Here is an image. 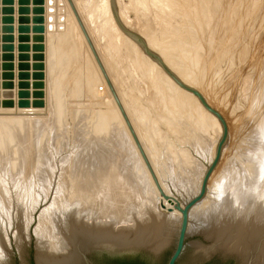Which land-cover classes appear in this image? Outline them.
I'll list each match as a JSON object with an SVG mask.
<instances>
[{
  "label": "rangeland",
  "instance_id": "1",
  "mask_svg": "<svg viewBox=\"0 0 264 264\" xmlns=\"http://www.w3.org/2000/svg\"><path fill=\"white\" fill-rule=\"evenodd\" d=\"M49 1L43 0L44 3L42 6L33 4V0H0V246H2L0 248L4 250L2 251L0 249V252H3L5 255L0 258V264H36L37 238H35L36 236L34 231L38 226L39 217L41 215L40 213L43 212V210L45 211V208L50 207L52 204L54 205L55 202H59V200H56L61 195H64V198L60 197L63 200L62 201L60 199V202H68L67 199H64L75 193L77 188L80 187H77V185H71L68 182L74 184L78 181L80 185H82V182H88L89 179L91 180L89 182L97 181V177H100L101 175L106 177V174L102 173L104 169H109V171H111L110 173L113 175L114 172H117V175L121 173V176H118L124 179V176H129L130 173L132 174V172H134V169H138L139 167L140 168L138 169V172H140L143 176H141L139 173L138 176L141 178L138 177V173L135 170L136 173H134L137 177L134 179L139 178L136 180L137 182L140 181V183L142 182L141 179L145 180L146 182L150 180L153 181L143 160V167H136V164L140 162L138 159L136 160V157L137 155L139 157L141 156L139 152L132 153L137 149L136 146L134 148L132 147L133 150L130 147L129 149L132 150L130 152L128 147L129 144L131 146L132 144H128V140V142H124L127 138L125 137L126 134L123 132L125 134L124 139V137H122L123 135L121 134L123 128L121 124L118 123L120 121H118L119 119L116 118L115 112L112 110L113 107L111 108L112 105L110 103L108 104L107 102L108 100L105 96L106 91H103V86H99V82H94L95 77L97 78V76H95L96 74L94 72L93 73L95 75H93L92 71H90L88 68L90 67V64L88 65L89 62L86 60L87 55L85 50L80 48L82 46H80L79 40L70 34L73 38L69 36V39H71L69 42L67 41L66 38L68 37V34L66 35L67 32L65 31L63 25L65 20L63 15L58 14V12L61 13L59 11L60 0H51V2ZM82 1V12L88 24L90 25V28H92V30L94 29L93 31L95 33L96 40L99 41L102 52L107 53V49H113V46H111L109 42L105 41L107 34L106 32L108 31V26L104 24V20H102L105 18V9H102V3L94 4L92 0ZM55 2L58 3L56 4ZM118 4L117 5L119 6L122 15L127 20L132 21L136 28H143L144 26L145 30H148V33H150V39L154 40V42H157V44H162V46L166 47L165 49H169V52L171 51L173 55L176 54L175 61L179 60L178 63H181L179 68L181 70L183 69V72L186 73H188L190 70L188 73L189 75H186L185 73L184 74L189 76V79L192 78V81L194 80L193 78L195 76L194 83L196 82L201 91L205 90L206 95L210 100L213 101L215 106L224 111L225 116L228 117L226 118L228 119L229 124H232V130H234L233 139L230 143L232 146L230 145V148L228 147V158L230 157L228 161L232 162L229 165L231 168H228V170H231L232 172L227 171L230 174H233L231 176L229 174L228 176L230 177L227 176L226 179H232L237 174H240L244 170L243 167H248V162L251 163L257 154L254 151L256 150L255 148H257L255 147V145H257V138L254 137L253 132H250L251 130L249 129V123L255 117H257L254 120L258 119L257 121H262L263 123L260 124L264 126V121L259 120L263 119L261 114L264 115V0H120ZM38 7L43 8V24L35 22L37 17L40 15L35 12ZM60 18L62 20H60ZM40 26H44L42 31L39 30L41 28ZM71 40H74L73 43ZM68 43L69 46L67 45ZM119 43L120 44L118 45V48H114V51H112L113 55L110 57V59L113 63H115V69L117 70L118 68L119 70H115V75L120 78V90L122 92H126V103L132 112H135V115L137 114L136 111L138 112L136 115L137 117L135 116L136 119L138 118L137 120L140 121L138 122L141 124L142 121H146V125L144 127L142 126L143 128L139 124L138 125L140 126L141 130L145 128L142 131L143 135L146 137L144 142L147 144V146L150 144L149 146L154 151L153 154L155 155L152 156V159L154 158V164L159 167L158 172L160 173L161 180H163L162 182H165L166 184L168 183V188H170V191L174 195L176 194V197L181 196L182 201H185V198L195 191L192 190L194 189L192 185V188L189 186L190 183H193V179L191 180V172L189 173L190 177L189 175L187 176L189 170L191 167L192 169L194 168L193 170H195L197 163L199 168L207 164V159L204 158V156L202 157V155H200L197 151L199 150L198 146L201 145V143H199L200 140L198 139L200 138L201 140H204L205 138L206 143L212 142L216 138L215 136L218 134V127L213 124V122L209 120L208 117L203 115L201 111V113H198L199 109L187 96L185 97L180 95V97H175L179 94L171 92V89H168L169 93L166 92L165 94L163 89L157 91V89L153 87V84H150V81L145 77H141V79V68L139 69L141 65L137 64V67L135 65V63L139 62V57L136 56L135 53L128 52V49L122 45V41ZM72 45H74L73 48L75 47L76 51L72 48ZM171 48L173 51L170 50ZM117 49L119 51H117ZM132 54L134 57H137L135 60L134 57L131 56ZM134 61L136 62L134 63ZM178 63L176 62L177 66ZM129 68L131 70H129ZM116 73H118V75ZM91 75L95 76L93 77L94 80L92 79ZM249 78L251 80H249ZM20 83L22 85L21 88H19ZM19 91H23L25 93L24 100L29 103V106L25 108L17 107V103L19 101L17 94ZM152 91L156 92V94H153ZM158 93H160L159 95L162 96L160 97ZM172 93L175 95L173 97L176 102L173 100ZM102 95L106 98H103ZM182 98L187 99L185 101ZM103 100L107 101L104 102ZM30 101L32 102V105H30ZM161 101L163 102L161 103ZM186 102H188V105L189 102L192 104L194 103V106L190 103L191 106L188 108ZM33 103L36 104V106H33ZM215 103H218L219 105ZM227 108H231V110ZM252 112H254V115ZM233 114L238 121H236L234 116H231ZM251 114L252 116H250ZM193 115L195 116L194 119L192 118L194 117ZM237 115H239V117H237ZM248 117H253V119ZM191 118L194 122L191 120ZM231 119H233V121ZM207 120L211 122H207ZM190 121L192 124H190ZM199 121H202V124ZM11 122L15 125L17 124V126L12 125ZM174 122L176 126L174 125ZM193 123L195 125H193ZM109 124L110 126H108ZM141 125H143V123ZM174 127L181 131H177ZM202 127H206V132H202V130H204ZM213 127H215V129ZM173 128L176 130V132ZM216 129L217 134H215ZM120 130L121 133H119ZM182 132H184V134H182ZM110 134L113 136L111 137ZM201 136H204L203 139ZM118 137H120V140ZM177 137L179 138L177 139ZM196 137L199 138L197 139ZM193 138H196L198 142L197 140L194 142L195 140ZM115 140H117L119 143ZM191 141H193L194 144L191 143ZM127 144L128 147L126 146ZM194 145L195 147H193ZM126 150L132 153V157H134V155L136 156L133 158V160L130 159L133 162L131 161L129 166L128 164L130 163V160L128 161L125 159L132 157L129 155V152L126 153ZM182 150H186V152L189 153L188 158H190V161H192V163L189 161L192 164L191 167L186 162L188 160L184 159L185 157L181 158V156L183 157ZM168 151L170 153H168ZM111 152L113 158L119 157L121 159L118 160V158L117 161L125 162H121V165L123 164L122 167L118 165L119 162L117 161L116 162L118 164L116 165V162L113 159L112 164L116 165V169H113L115 167L111 164L112 160L110 162L105 158V156H103L105 154L106 157L112 158L109 157L111 156ZM149 152L152 151L150 150ZM261 152L263 153L264 151L261 150ZM156 153L158 154L156 155ZM99 155L103 156L101 158H104V160L107 162L105 165V162H102V159L100 160ZM125 155H128V157ZM184 156H186L185 153ZM97 158H99L102 163ZM204 159H206L205 162ZM89 160H91V162ZM135 160L138 162L136 163ZM149 160L152 164L150 158ZM95 161H99V165L98 162L95 163L98 165L96 166L97 168L92 165V163ZM126 161H128V163ZM183 162H185L189 168ZM194 162L196 164H194L195 166H193ZM134 163L135 165H132ZM82 164H86L85 166H87L85 169V174L83 173L84 165ZM90 164L91 166H88ZM125 164L127 165V168H124L126 167ZM239 164L242 167V171L240 170L241 168H238ZM181 165L184 168L181 167ZM99 166L102 168V171H99L101 170ZM175 166L177 167V170L179 167H181L182 171L179 168L180 171L178 170V172H176L177 170ZM117 167H119V169ZM78 168L82 169V173H78ZM69 169H71L72 173L69 172ZM96 169L98 170V173H95L97 172L95 171ZM183 169H187L188 171L185 170L184 173ZM86 170L89 172L87 173ZM142 170L144 171L143 174ZM92 172L97 175L96 180ZM62 173L65 175H62ZM75 173L78 175L83 174V177L81 175L79 177ZM178 173L180 175H177ZM116 174L114 175V178L118 177ZM184 175L186 180L189 177L192 182L189 181V179L187 182L186 180L184 182ZM91 177L94 180H92ZM61 178H65V180H68L69 178L66 183L70 185L66 184L65 180H62ZM70 178H72V181ZM76 178H78L81 182ZM127 178L126 180L130 179ZM179 178L180 180H178ZM237 178L239 179V176H237ZM132 179L133 178L131 177L130 185L134 181L133 188L135 189L134 186H137L138 183H136V180ZM172 180L176 181L174 182L176 187H174L175 185L173 184ZM145 181L141 183L140 188L139 185L136 187L137 191H141V188L142 190L145 189V187L147 188L148 184L145 185ZM181 181L183 182L182 184L184 186L186 185L187 187L185 186L184 188V186L180 184ZM67 185L68 187H66ZM43 186L45 187L43 188ZM74 186L76 189L73 188ZM179 187L180 189H178ZM64 189L68 190L66 191ZM69 189L71 190V193ZM73 190L76 191L74 192ZM178 190L180 193L177 192ZM182 190H185V192L187 190V192L189 191L191 193L188 194L187 192H182ZM44 191L47 193L44 194ZM184 195L185 198H183ZM55 205L58 204L56 203ZM26 213H28V215ZM26 217L31 218L29 220V218ZM26 221L32 222L26 223ZM26 224L27 226L28 224L31 225L27 227ZM130 224L132 225V223ZM19 232L22 235H19ZM176 233H174L171 241L165 246L164 250L156 258L144 253L139 254V257L145 260L148 264H166L174 249ZM196 234L192 233V235L190 234L191 236L189 235L187 237V246L177 264H206L213 260H216L221 264H234L232 260H225L221 257L223 253H225L223 250H211L214 243L212 238L208 237L207 240V237H204L206 235L205 233ZM20 236H23L24 238ZM3 243L5 244L3 245ZM207 246L210 247L207 248ZM196 247H199L200 250H197ZM204 249L205 251H203ZM206 251L208 253H205ZM107 257L114 258L115 256L105 253V255H94L93 259H95L98 264H105L102 261V258L108 259Z\"/></svg>",
  "mask_w": 264,
  "mask_h": 264
},
{
  "label": "bare ground",
  "instance_id": "2",
  "mask_svg": "<svg viewBox=\"0 0 264 264\" xmlns=\"http://www.w3.org/2000/svg\"><path fill=\"white\" fill-rule=\"evenodd\" d=\"M49 1V0H48ZM54 1V0H52ZM57 1V0H56ZM73 1V4L83 22V25L85 26V29L87 30L92 42H93V45L95 46V49L97 51V53L99 54V57L105 67V70L107 71V74L109 75V78L115 88V91L121 101V104L123 105V108L131 122V125L134 129V126H135V133L139 139V142L141 143V146L145 152V155L147 156V159L150 163V160L149 158L151 159V162L153 164V167H152V164H151V167H152V170L161 186V188L163 189L164 193L166 195H168L169 197L173 196V197H176L171 191H170V188L168 183L165 184L162 182L163 180H161V176H160V173L158 172V166L156 164H154V158L152 159V156L155 155L153 154L154 151L152 150V148L144 142V140L146 139V137L143 135V130L145 129H140V126L144 127L146 125V121H142L141 124L143 123V125H141L139 122V120L136 119V115L138 114V112L136 111V115H135V112H132V110L130 109V107L127 105L126 103V92H122L120 90V85H121V81H120V78L118 76L115 75V63H113L110 59V57L113 55L112 51H114V48H118V45L120 44L119 42L122 41V45H124V47H126V49H128V52L130 53H135L136 56H138L139 58V62L135 63L137 61H134L136 67H137V64L138 65H141L139 67L140 69V73L142 76H140V78L142 77H145L147 80L150 81V84L152 83L153 84V87L155 89L158 90H161L163 89L164 90V93L166 94L169 93V90L171 89V92H175L176 94H179V95H173L172 93V97L175 96V97H180V95H183V96H187L188 98H190L192 100V102L195 103V106H197V108L199 109V112L198 113H201L203 115H205L206 117H208L209 120H211L213 122V124H215L218 129L215 130V134L216 131L218 132V134L215 136L216 138L212 141V142H207L206 143V140L204 142V140H201L199 137L198 140L199 143H201L200 146H198L199 150H197L199 152L200 155H202V157L204 156V158L207 159V164L204 165V166H201V168H199L198 166V163L197 165L195 164V161L193 163V166L196 165V168L195 170L192 169V161H190V158H188V154L186 152V150H182V154H183V157L181 156V158H184L185 160H188L186 161L188 163V165L191 167V169L189 170L187 176L189 175V173L191 172L192 176H191V180L193 179V183L189 184V186H193L194 189L192 190H195L193 191L192 194H189L191 192H186L189 194L186 198H185V195L183 198H185V200L194 195L197 191H198V188H199V185H200V181H201V177L205 171V168L206 166L208 165V163L211 161V159L213 158V155H214V151H215V145L220 137V134H221V128H220V125L218 123V121L212 116L210 115L209 113H207L203 108L202 106L199 104V102L197 101V99L195 97H193L192 95H190L189 93H186L185 91L179 89L170 79L169 77H167V75L151 60L149 59L147 56H145L143 54V52L139 49V47L134 43L132 42L130 39H128L125 35H123L121 33V31H119V29L117 28L114 20H113V17L111 15V11H110V8H109V0H92V2L94 4H97V3H102L103 5V8L102 9H105V18L102 19L104 20V24H106L108 26V31L106 32V40L107 42H109V44L111 46H113V49H107V53H103L102 50H101V47H100V43L99 41L96 40V37H95V33H94V29L92 30V28H90V25L88 24L83 12H82V4L83 1L82 0H72ZM91 1V0H90ZM120 0H116V5L118 4ZM160 1V0H159ZM51 2V0L49 1ZM195 2V1H194ZM44 3V2H43ZM56 3V2H55ZM58 3V2H57ZM56 3V4H57ZM93 3H92V6H93ZM55 4V5H56ZM60 9L59 11L61 13L58 12L59 15H63L64 17V29L66 33V35L68 34V37L66 38L67 41L69 42L71 38H73L71 35L75 36L79 42H80V48H83L85 50V53L87 55V61L89 62L88 65L90 67H88L90 69V71H92L93 75L97 76V78L93 75L92 76V79L93 77H95V81L94 82H99V86H103V91L105 90V96L107 97V101L108 104L110 103L112 106L111 108L113 107V111L115 112V116L116 118H118L120 122H118L119 124H121L122 128H123V131L121 133V130L119 133H121L124 137V135L126 134L125 137H127L125 139L124 142H128L132 144V146L129 144V147H128V144L126 145L128 147V149L131 147L134 148L135 147V144L133 142V139L131 137V135L129 134L127 128H126V125L124 123V120L117 108V106H115V102L113 100V98H111V94L109 93V90L107 89V86L101 76V73L95 63V60L93 58V56L91 55V52L83 38V35L81 33V30L71 12V9L67 3V0H60ZM159 4V3H158ZM50 5V4H49ZM119 5V4H118ZM117 5V6H118ZM193 5V4H192ZM198 5V4H197ZM52 6V5H50ZM49 6V7H50ZM97 6V5H96ZM120 6V5H119ZM119 6L117 7V12H118V15H119V18L121 19V21L123 22V24L128 27L129 29L135 31L136 33H138L139 35H141L145 41L147 42L149 48L154 51L155 53L159 54L161 56V58L163 59V61L165 62V64L187 85L197 89L198 91H200L202 93V95L205 97V99L207 100V102L213 107L215 108L216 110H218L222 115L223 117L226 119L227 123H228V127H229V139L227 141V144L225 145L224 149H223V153H222V156H221V160L217 166V168L215 169V171L213 172V174L211 175L210 179H209V182H208V191H207V194L205 196V198L199 203L197 204L190 212V220H189V225H188V233L187 235L189 236L190 234L192 235L193 234H196V233H205L206 235L204 237H207L206 239L208 240V237L209 238H212L214 243H213V246L211 248V250H223L225 253L227 252H236L237 254H239L240 256V259H241V262L242 264H264V152L262 153V151H264V126H262V124L260 123H263L262 121H257V120H254L256 119L257 117H255L253 119V117H248V118H252L253 120L250 122L249 120V129L251 130L250 132H253L254 134V137L257 138V145H255V148L256 150H254L256 153V157L254 160H252L251 163L248 162V167L247 166H244V170L242 171V167L240 166L239 164V167L238 168H241L240 171L241 173L240 174H237L236 176H234V178H230V179H226V177L230 174L229 172L231 170H228V168L230 169L231 166L230 163L232 162H229V158H228V147L230 148V143L232 142V139H233V131L232 130V124L230 123L229 124V121H228V117L225 116L224 114V111L220 110L217 106H215L213 104V101L210 100L208 98V96L206 95L205 93V90L201 91V89L199 88V86L196 84V82L194 83L195 81V76H194V80L192 81L190 78L189 79V76H186V75H189L188 73L186 72H183V69L181 70L179 67L181 66L178 62L179 60L175 61V55H173V53L169 52V49H165L166 47H163L162 44H157V42H154V40L150 39L149 37V34L148 33L149 31L148 30H145L144 26L143 28H136V26L134 25V23L132 21H129L127 20L123 15L122 13L120 12V8ZM57 8V7H56ZM54 9V8H53ZM157 9V8H156ZM58 10V9H56ZM90 10V9H89ZM95 10V9H94ZM93 10V12H94ZM100 10V9H99ZM97 12V11H96ZM54 13V12H53ZM56 13V11H55ZM54 13V14H55ZM187 13V12H186ZM93 14V13H92ZM161 14V12H160ZM168 14V13H167ZM192 14V13H191ZM165 15V14H164ZM98 17V16H97ZM138 19V18H137ZM192 19V18H191ZM194 19V18H193ZM60 20H62L60 18ZM190 21V20H188ZM56 22H57V17H56ZM149 22V21H148ZM149 25V24H148ZM104 26V25H103ZM60 27V26H59ZM105 27V26H104ZM102 28V27H101ZM63 29V28H62ZM147 29V28H146ZM101 31V30H100ZM179 33V32H178ZM71 34V35H70ZM69 36H71V38L69 39ZM102 36V35H101ZM154 36V35H153ZM152 36V38H153ZM100 37V36H99ZM155 38V37H154ZM181 38V37H180ZM100 39V38H99ZM179 39V38H178ZM182 40V39H181ZM72 41V40H71ZM74 41V40H73ZM72 41V43H73ZM158 41V40H157ZM65 42V41H64ZM177 42V41H176ZM57 43V42H56ZM76 43V42H75ZM106 43V42H105ZM173 43V42H172ZM178 43V42H177ZM181 43V42H180ZM59 44V43H58ZM174 44V43H173ZM69 46V43L67 44ZM164 45V44H163ZM74 45H72V48H73ZM110 46V47H111ZM61 48V46H60ZM69 48V47H68ZM70 48H71V45H70ZM75 50V47L73 48ZM79 49V48H78ZM82 49V50H83ZM125 49V48H124ZM83 50V51H84ZM172 50V48L170 49ZM76 51V50H75ZM74 51V52H75ZM78 51V50H77ZM106 51V50H105ZM117 51H119L117 49ZM127 51V50H126ZM173 51V50H172ZM61 52V51H60ZM73 52V51H72ZM184 52V51H183ZM189 52V51H188ZM193 52V51H192ZM62 53V52H61ZM118 53V52H117ZM176 53V52H175ZM187 53V52H186ZM71 54V52H70ZM116 54V52H115ZM128 54V53H127ZM130 55V54H129ZM181 55V54H180ZM179 55V56H180ZM183 55V54H182ZM74 56V55H73ZM133 56V54L131 55ZM190 56V55H189ZM71 57V56H70ZM134 57V56H133ZM72 58V57H71ZM119 58V57H118ZM131 58V57H130ZM135 58L137 57H134V60ZM181 58V56H180ZM65 59V58H64ZM69 59V58H68ZM110 59V61H109ZM113 59V58H112ZM187 59V58H186ZM190 59V58H189ZM132 60V59H130ZM195 60V59H194ZM197 60V59H196ZM65 61V60H64ZM114 61V59H113ZM182 61V60H181ZM187 61V60H186ZM110 62V63H109ZM116 62V61H115ZM176 62L178 63V66L176 64ZM65 63V62H64ZM87 63V62H86ZM210 63V62H209ZM185 64V63H184ZM193 64V63H192ZM87 65V66H88ZM115 65V66H114ZM185 66V65H183ZM204 66V65H203ZM261 66V65H260ZM128 67V66H127ZM187 67V66H186ZM192 67V66H191ZM190 67V68H191ZM117 68V67H116ZM261 68V67H260ZM192 69V68H191ZM207 69V68H206ZM262 69V68H261ZM129 70H131L129 68ZM135 70V69H134ZM209 70V69H208ZM255 70V69H254ZM258 70V69H257ZM116 71H119L118 68ZM246 71V70H245ZM139 72V71H137ZM261 72V71H260ZM81 73V72H80ZM84 73V72H83ZM91 73V74H92ZM119 73V72H118ZM118 73H116L118 75ZM186 75H185V74ZM194 73H197V72H194ZM139 74V73H138ZM253 74V73H252ZM131 75V74H130ZM140 75V74H139ZM245 75V74H244ZM247 75V73H246ZM254 75V74H253ZM132 76V75H131ZM197 76V75H196ZM89 77V75H88ZM188 77V78H187ZM247 77V76H246ZM245 77V78H246ZM252 77V76H251ZM141 78V79H142ZM214 78V76H213ZM248 78V77H247ZM246 78V79H247ZM197 79V78H196ZM200 79V78H199ZM216 79V78H215ZM90 80H91V77H90ZM94 80V79H93ZM99 80V81H97ZM123 80V79H122ZM144 80V79H143ZM249 80H251L249 78ZM253 80V79H252ZM92 82V81H91ZM119 82H120V85H119ZM124 82V81H123ZM199 82V80H198ZM253 82V81H252ZM255 82V81H254ZM208 83V82H207ZM212 83V82H211ZM96 84V83H95ZM103 84V85H102ZM124 84V83H123ZM204 84V83H203ZM214 84V82H213ZM89 85V84H88ZM97 85V84H96ZM95 85V86H96ZM200 85V84H199ZM216 85H217V82H216ZM92 86V85H91ZM201 86V85H200ZM209 86V85H208ZM90 87V86H88ZM128 87V86H127ZM91 88V87H90ZM93 88V87H92ZM209 88V87H208ZM154 89V90H155ZM169 89V90H168ZM131 90V89H130ZM149 90V89H148ZM153 90V89H151ZM132 91V90H131ZM149 92V91H148ZM153 94L156 92L152 91ZM170 92V93H171ZM96 93V92H95ZM174 93V94H175ZM208 93V92H207ZM211 93V92H210ZM129 94V93H128ZM132 94V92H131ZM151 94V93H150ZM160 93H158L159 95ZM163 94V93H162ZM168 95V94H167ZM212 95V94H211ZM215 95V94H214ZM217 95V94H216ZM259 95V94H258ZM97 96V95H95ZM103 96V95H102ZM160 96V95H159ZM158 96V97H159ZM162 96V95H161ZM160 96V97H161ZM171 96V95H170ZM213 96V95H212ZM219 96V95H218ZM261 96V95H260ZM103 96V98H106ZM159 97V98H160ZM149 98V97H148ZM215 98V96H214ZM93 99V98H92ZM133 99V98H132ZM151 99V98H150ZM163 99V98H162ZM171 99V98H170ZM179 99V98H177ZM176 99V100H177ZM184 99V98H182ZM187 98H185L184 100L186 101ZM217 99V98H216ZM97 100V99H96ZM168 100V99H167ZM165 100V101H167ZM173 100H174V97H173ZM181 100V99H180ZM179 100V101H180ZM79 101V100H78ZM104 101V100H103ZM104 101V102H105ZM164 101V100H163ZM161 101V103L163 102ZM175 101V100H174ZM190 101V100H189ZM217 101V100H216ZM220 101V100H219ZM34 102V101H33ZM176 102V101H175ZM184 102V101H182ZM181 102V103H182ZM167 103V102H166ZM180 103V102H179ZM187 105H188V102H186ZM189 102V105H188V108L189 106L193 105ZM60 104V102H59ZM58 104V105H59ZM107 104V103H106ZM133 104V103H132ZM165 104V103H163ZM162 104V105H163ZM177 104H178V101H177ZM217 105H219L218 103H215ZM30 105H32V102L30 101ZM104 105V104H103ZM135 105V104H134ZM169 105V103H168ZM167 105V106H168ZM174 105V103H173ZM186 105V104H185ZM232 105V104H231ZM236 105V104H235ZM29 106V105H28ZM33 106H36V104L33 103ZM61 106V105H60ZM161 106V105H159ZM164 106V105H163ZM166 106V105H165ZM171 106V105H170ZM180 106V105H179ZM183 106V105H182ZM194 106V105H193ZM192 106V107H193ZM108 107V106H107ZM110 107V105H109ZM132 107V106H131ZM162 107V106H161ZM159 107V108H161ZM181 107V106H180ZM229 107V106H228ZM179 108V107H177ZM182 108V107H181ZM186 108V107H185ZM194 108V107H193ZM193 108H192V111H193ZM262 108V107H260ZM163 109V108H162ZM187 109V108H186ZM191 109V108H190ZM229 109V108H227ZM81 110V109H80ZM197 110V109H196ZM231 110V108L229 109ZM89 111V110H88ZM92 111V110H91ZM135 111V110H134ZM175 111V110H174ZM191 111V110H190ZM201 111V112H200ZM226 111V109H225ZM170 112V110H169ZM197 112V111H195ZM229 112V111H228ZM237 112V111H236ZM239 112V111H238ZM157 113V112H156ZM163 113V112H162ZM165 113V112H164ZM167 113V112H166ZM175 113V112H174ZM178 113V112H177ZM188 113V111H187ZM191 113V112H190ZM194 113V112H193ZM232 113V111H231ZM235 113V112H234ZM113 114V113H112ZM141 114V113H139ZM169 114V113H167ZM192 114V113H191ZM230 114V113H229ZM237 114V113H236ZM252 114L254 115V112H252ZM252 114L250 116H252ZM161 115V114H160ZM172 115V114H171ZM189 115V114H188ZM200 115V114H199ZM198 115V116H199ZM227 115V114H226ZM86 116V115H85ZM100 116V115H99ZM112 116V115H110ZM136 116V117H135ZM158 116V115H157ZM164 116V114H163ZM166 116V115H165ZM191 116V115H190ZM194 116V115H193ZM204 116V117H205ZM231 116H234L231 115ZM258 116V115H257ZM262 118L263 119H259V120H263L264 121V115L261 114ZM260 116V118H261ZM98 117V116H97ZM161 117V116H160ZM167 117V116H166ZM173 117V116H172ZM189 117V116H188ZM227 117V118H226ZM237 117H239V115H237ZM171 118V117H169ZM168 118V119H169ZM193 119L195 118L192 117ZM191 118V120H192ZM197 118V117H196ZM235 118V116H234ZM242 118V117H241ZM101 119V118H100ZM99 119V120H100ZM114 119V118H113ZM141 119V118H140ZM159 119V118H158ZM173 119V118H171ZM170 119V121H171ZM176 119V118H175ZM179 119V118H178ZM182 119V118H181ZM180 119V120H181ZM189 119V118H188ZM200 119V118H199ZM206 119V118H204ZM236 119V118H235ZM240 119V118H239ZM90 120V119H89ZM111 120V119H109ZM117 120V119H116ZM207 120V122L209 121ZM230 120V119H229ZM233 121V119H231ZM9 121V120H7ZM13 121V120H12ZM18 121V120H17ZM27 121V120H26ZM38 121V120H37ZM85 121V120H84ZM139 121V122H138ZM178 121V120H177ZM176 121V122H177ZM185 121V120H184ZM193 121V120H192ZM209 121V122H211ZM236 121H238L236 119ZM242 121V120H240ZM15 122V121H14ZM29 122V121H28ZM41 122V121H40ZM115 122V121H113ZM194 122V121H193ZM198 122V121H197ZM200 122V121H199ZM206 122V121H205ZM231 122V121H230ZM10 123V122H9ZM12 123V122H11ZM27 123V122H26ZM89 123V122H88ZM92 123V122H91ZM90 123V124H91ZM98 123V121H97ZM186 123V122H185ZM202 124V121L200 122ZM237 123V122H236ZM25 124V123H24ZM111 124V123H110ZM110 124L108 126H110ZM140 126H139V125ZM162 124V123H161ZM177 124V123H176ZM190 124L191 121H190ZM188 124V125H190ZM200 124V125H201ZM207 124V123H206ZM205 124V125H206ZM12 125H15L14 123H12ZM79 125V124H78ZM174 125H175V122H174ZM193 125H195L193 123ZM203 125V126H205ZM212 125V124H211ZM241 125V124H240ZM17 126V124L15 125ZM84 126V125H83ZM112 126V125H111ZM114 126V125H113ZM176 126V125H175ZM180 126V124H179ZM178 126V127H179ZM191 126V125H190ZM207 126V125H206ZM13 127V126H11ZM78 127V126H77ZM98 127V126H97ZM142 127V128H143ZM193 127V126H192ZM248 127V126H247ZM76 128V126H75ZM108 128V127H107ZM121 128V127H120ZM119 128V129H120ZM150 128V127H149ZM175 128V127H174ZM173 128V129H174ZM203 128V127H202ZM205 128L204 127L202 130V132H206L205 131ZM215 129V127H213ZM14 129V128H13ZM17 129V128H16ZM171 129V128H170ZM176 129V128H175ZM174 129V130H175ZM208 129V127H207ZM206 129V130H207ZM213 129V130H214ZM247 129V128H246ZM11 130V129H10ZM15 130V129H14ZM26 130V129H25ZM147 130V129H146ZM151 130V129H150ZM177 131H179L178 129H176ZM175 130V132H176ZM199 130H200V127H199ZM6 131V130H5ZM13 131V130H12ZM11 131V132H12ZM30 131V130H29ZM181 131V130H180ZM179 131V132H180ZM212 131V130H211ZM41 132V131H40ZM108 132V131H107ZM125 134H124V133ZM145 132V131H144ZM200 132V131H199ZM208 132V131H207ZM213 132V131H212ZM246 132V131H245ZM7 133V132H6ZM174 133V132H173ZM237 133V132H236ZM244 133V131H243ZM112 134V133H111ZM110 136L112 137L113 135ZM146 134H147V131H146ZM178 134V133H177ZM180 134V133H179ZM182 134H184V132H182ZM204 134V133H202ZM209 134V133H208ZM242 134V133H241ZM239 134V135H241ZM249 134V132H248ZM115 135V133H114ZM191 135V134H190ZM199 135V133H198ZM196 135V136H198ZM201 135V134H200ZM207 135V134H206ZM106 136V135H105ZM118 136V135H117ZM144 136V137H143ZM148 136V134H147ZM177 136V135H176ZM181 136V135H180ZM179 136V137H180ZM188 136V135H187ZM21 137V136H20ZM27 137V136H26ZM56 137V136H55ZM78 137V136H77ZM94 137V136H93ZM177 137V139L179 138ZM185 137V136H184ZM189 137V136H188ZM204 137V136H203ZM203 137L201 136V138L203 139ZM206 137V136H205ZM237 137V136H236ZM239 137V136H238ZM251 137V136H250ZM99 138V137H98ZM114 138V137H113ZM119 140H120V137H118ZM164 138V137H163ZM183 138V137H182ZM194 139L196 142L197 139ZM245 138V137H244ZM20 139V138H19ZM22 139V138H21ZM28 139V138H27ZM106 139V138H105ZM207 139V137H206ZM210 139V138H209ZM212 139V138H211ZM239 139V138H238ZM100 140V139H98ZM97 140V141H98ZM118 140V139H117ZM115 140V141H117ZM128 140V141H127ZM153 140V139H152ZM181 140V139H180ZM190 140V139H188ZM187 140V141H188ZM197 140V142H198ZM241 140V139H240ZM250 140V139H249ZM253 140V138H252ZM22 141V140H21ZM203 141V142H202ZM235 141V139H234ZM233 141V142H234ZM118 142V141H117ZM123 142V143H124ZM181 142V141H180ZM183 142V140H182ZM186 142V141H185ZM193 141H191V143L194 144ZM242 142V141H241ZM256 142V141H255ZM93 143V142H92ZM119 143V142H118ZM122 143V144H123ZM151 143V141H150ZM235 143V142H234ZM253 143V142H252ZM187 144V143H186ZM9 145V144H8ZM104 145V144H103ZM121 145V143H120ZM124 145V144H123ZM152 145V144H151ZM191 145V144H190ZM195 145L197 146V144L195 143ZM195 145L193 147H195ZM100 146V145H99ZM98 146V148H99ZM232 146V145H231ZM28 147V146H27ZM152 152H149L150 150ZM237 147V146H236ZM96 148V146H95ZM124 148V147H123ZM233 148V147H232ZM235 148V147H234ZM127 149V150H128ZM193 149V148H192ZM195 149V148H194ZM253 149V148H252ZM120 150V149H118ZM126 150V153L129 152ZM130 150V149H129ZM133 150V149H132ZM130 150V152L132 151ZM92 151V150H91ZM125 151V150H124ZM174 151V150H172ZM185 151V152H183ZM188 151V150H187ZM97 152V151H96ZM129 152V153H130ZM138 153L137 149L134 150L132 153ZM160 152V151H159ZM229 152H230V149H229ZM237 152V151H236ZM253 152V151H251ZM260 152V153H258ZM93 153V152H92ZM95 153V151H94ZM107 153V152H106ZM122 153V152H121ZM128 153V154H129ZM132 153H130L129 155L132 157L133 155H131ZM147 153V154H146ZM168 153H170L168 151ZM184 153L186 156H184ZM187 153V154H186ZM254 153V152H253ZM152 154V155H151ZM158 153H156L157 155ZM178 154V153H177ZM181 154V155H182ZM233 154V153H232ZM231 154V155H232ZM260 154V156H259ZM114 155V154H113ZM254 155V154H253ZM96 156V155H95ZM103 156H105L106 159H108L111 164L113 163V159L114 161L116 162L117 159L119 158H116L115 155L114 157L116 158H113L112 157V152H111V156L109 157H112V158H108L106 157V155L104 154ZM103 156H100V160L102 159L101 157ZM119 156V155H118ZM128 157V155H125ZM170 156V155H169ZM178 156V155H177ZM180 156V155H179ZM193 156V154H192ZM230 156V155H229ZM233 156V155H232ZM44 157V156H43ZM83 157V156H82ZM98 157V156H97ZM136 156L134 155V157L132 158H129V159H125V160H130L133 158H135ZM138 157V158H137ZM136 157V160L138 159V161L140 162H135L137 164H140V165H137L136 164V167L137 166H142V159L141 157H139L137 155ZM149 157V158H148ZM187 157V159H186ZM200 157V156H199ZM72 158V157H71ZM79 158V157H78ZM90 158V157H89ZM126 158V157H125ZM248 158V157H247ZM246 158V159H247ZM81 159V158H80ZM94 159V158H93ZM99 160V158H97ZM157 159V158H156ZM172 159V158H171ZM206 159H204V162L206 161ZM33 160V159H32ZM82 160V159H81ZM96 160V159H94ZM99 160V161H100ZM103 161L102 162H105L104 165L107 163L104 158L102 159ZM107 160V161H108ZM118 160H121L120 158ZM130 160V163L128 164V166L131 164V161ZM159 160V159H158ZM176 160V159H175ZM174 160V161H175ZM192 160V159H191ZM194 160V159H193ZM71 161V160H70ZM84 161V160H83ZM88 161V160H87ZM91 162V160H89ZM93 161V160H92ZM99 161H95L93 162L94 164L98 162V165H99ZM108 161V162H109ZM128 161H126L128 163ZM170 161V160H169ZM191 163H190V162ZM75 162V161H74ZM82 162V161H80ZM101 162V161H100ZM101 162V163H102ZM109 162V163H110ZM114 162V163H115ZM119 162V164L117 163ZM116 162V165H121V162H124V161H117ZM133 162V161H132ZM78 163V162H76ZM84 163V162H83ZM92 163L93 166H98V165H94ZM125 163V162H124ZM160 163V162H159ZM172 163V162H171ZM185 163V162H183ZM182 163V164H183ZM190 163V164H189ZM200 163V162H199ZM72 164V163H71ZM89 164V162H88ZM175 164V163H174ZM186 164V163H185ZM195 164V165H194ZM203 164V163H202ZM84 165V174H85V169L87 168V166H85L86 164H82ZM114 165V164H112ZM116 165H114L115 168L113 169H116ZM126 165V164H125ZM132 165H135L132 164ZM131 165V167H132ZM187 165V164H186ZM187 165V166H188ZM63 166V165H62ZM66 166V165H65ZM64 166V168H65ZM71 166V165H70ZM69 166V167H70ZM76 166V165H75ZM88 166H91L88 165ZM101 166V164H100ZM99 166V167H100ZM186 166V168H187ZM188 166V168H189ZM198 166V167H197ZM22 167V166H21ZM68 167V166H67ZM73 167H74V164H73ZM77 167V166H76ZM75 167V168H76ZM80 167V166H79ZM83 167L81 166V168L83 169ZM98 167V168H99ZM124 167V166H123ZM135 167V166H134ZM133 167V168H134ZM135 167V168H136ZM176 167V166H175ZM179 167V166H178ZM181 167H183L181 165ZM181 167H179L181 169ZM234 167V166H233ZM17 168V167H16ZM74 168V169H75ZM90 168V167H89ZM97 168V167H96ZM101 168V167H100ZM105 168V167H104ZM119 169V167H117ZM124 168H127V165L126 167ZM138 168V167H137ZM140 168V167H139ZM138 168V169H139ZM154 168V169H153ZM178 168V170H179ZM184 168V167H183ZM199 168V169H198ZM66 169V168H65ZM79 169V168H78ZM82 169H79L78 173H82ZM91 169V168H90ZM89 169V170H90ZM95 169V168H94ZM129 169V167H128ZM138 169H134V172L136 173L137 171V176L139 175L140 172H138L139 170ZM142 169V168H141ZM140 169V171H141ZM167 169V168H166ZM169 169V168H168ZM14 170V169H13ZM22 170V169H20ZM25 170V169H23ZM68 170V168H67ZM71 172V169H69ZM76 170V169H75ZM88 170V169H87ZM86 170V172H87ZM105 170V172H104ZM102 173H105L106 174V177L104 175H99L100 177H97V175H95V173H98V170L96 169L94 176H95V180H96V177L98 178L97 181H93V182H89L91 181L90 179H86L88 180V182H82V185H80V183L77 181V183L75 182L74 184H72L71 182H68L70 183L71 185H77L80 186L79 188H77V191L74 192L72 195H68L69 197L68 198H65L64 200L67 199V203H64V202H60V199L61 198H64L63 196L64 195H61L60 197L57 198L56 201L59 200V202H55V204L57 203L58 205H51L50 207H47L45 208L46 210L43 212H41L40 214V217H39V223H38V226L36 227L35 231H34V234H35V238H37V254H36V264H81V262L83 261V253H85L86 251L88 250H91V249H96V248H111V249H119V248H126V247H129V246H135V247H140V246H145L149 249H152V250H160L162 248H164L166 245H168V243L171 241L174 233L177 232L178 230V226H179V222H180V217H181V214L174 210L173 207H172V203H169L168 201H165L164 199H162L159 195V192L157 191L156 187H155V184L153 181H148L146 182L145 180L141 179L142 182L145 181V185H147V188L145 187V189L142 190V188L140 189L141 191H137V186L139 185V188H140V181L137 182V180L139 178H136L134 179L135 177H137L135 175L134 172H132V174L130 173L129 176H124V179L122 177H120L121 173L118 174L120 176H118L115 172H114V175L116 174L118 177L114 178L115 176L110 173L111 171H109V169H104ZM136 170V171H135ZM176 170H177V167H176ZM178 170L176 172H178ZM184 170V169H183ZM187 170V169H185ZM185 170H184V173H185ZM62 171V170H61ZM94 171V170H92ZM99 171H102V168L101 170ZM108 171V173H107ZM122 171V170H120ZM131 171V169H130ZM129 171V172H130ZM143 171V170H142ZM174 171V170H173ZM180 171V170H179ZM182 171V169H181ZM188 171V170H187ZM199 171V173H198ZM229 171V172H227ZM239 171V170H238ZM63 172V171H62ZM89 172V171H88ZM87 172V173H88ZM163 172V171H162ZM232 172V171H231ZM17 173V172H16ZM72 173V172H71ZM91 173V174H92ZM144 173V171L142 172V174ZM180 173V172H179ZM177 174V175H180V174ZM245 173V174H244ZM15 174V173H14ZM64 173H62L63 175ZM77 174V173H75ZM90 174V173H89ZM110 174V176H109ZM123 174V172H122ZM134 174V175H133ZM182 174V173H181ZM198 174V175H197ZM233 174V173H232ZM230 174V176L232 175ZM52 175V174H51ZM65 175V174H64ZM81 175V174H80ZM80 175L77 174V176L80 177ZM108 175V176H107ZM132 175V176H130ZM141 175V173H140ZM197 175V176H196ZM19 176V175H18ZM17 176V177H18ZM72 176V175H71ZM75 176V177H77ZM83 177V174L81 175ZM87 176V174H86ZM85 176V178H86ZM93 176V175H92ZM93 176V178H94ZM123 176V175H122ZM134 176V177H133ZM143 176V175H141ZM228 176V177H230ZM237 176H239V179L237 178ZM20 177V176H19ZM64 177V176H63ZM78 177V178H79ZM88 177V176H87ZM90 177V175H89ZM112 177V178H110ZM129 179V180H126V178ZM131 177L136 180V183H138L137 186H134L135 189L133 188V183L134 181L132 182V184L130 185V180H131ZM140 177V176H138ZM163 177V176H162ZM190 177V175H189ZM188 177V179H189ZM197 177V178H196ZM66 178V177H65ZM65 178H61L62 180ZM76 178V179H78ZM84 178V179H85ZM92 177L91 179L94 180ZM100 178V179H99ZM141 178V177H140ZM143 178V177H142ZM183 178V177H182ZM181 178V179H182ZM184 182L186 180V177L184 175ZM199 178V179H198ZM48 179V178H47ZM67 179V178H66ZM71 181H72V178H70ZM75 179V180H76ZM80 179V178H79ZM78 179V180H79ZM132 179V180H133ZM145 179V178H144ZM175 179V178H174ZM188 179L186 180V182L188 181ZM237 179V180H236ZM69 180V178H68ZM68 180H65V183L66 181ZM73 180V181H75ZM81 180V179H80ZM79 180V181H80ZM83 180V178H82ZM180 180V178L178 179ZM189 179V181H191ZM85 181V180H84ZM111 181V182H110ZM173 181V184L175 185L174 180ZM197 181V182H196ZM63 182V181H62ZM81 182V181H80ZM180 182V181H179ZM192 182V181H191ZM66 183V184H68ZM79 183V185H78ZM128 183V184H127ZM135 183V185H136ZM140 183V184H139ZM183 182L181 181V185ZM189 183V182H188ZM195 183V184H194ZM52 184V183H51ZM65 184V185H66ZM68 184V185H70ZM172 184V185H173ZM179 184V185H180ZM28 185V184H27ZM61 185V184H60ZM63 185V183H62ZM68 185L66 187H68ZM168 185V186H167ZM171 185V183H170ZM173 185V186H174ZM180 185V186H181ZM188 185V184H187ZM29 186V185H28ZM184 186V185H183ZM186 186V185H185ZM184 186V188H185ZM191 186V188H192ZM45 186H43L44 188ZM143 187V186H142ZM176 187V185L174 186ZM173 187V188H174ZM178 187V185H177ZM187 187V186H186ZM20 188V187H19ZM42 188V187H41ZM62 188H65V187H62ZM75 188V186L73 187ZM172 188V189H173ZM22 189V188H21ZM48 189V187H47ZM61 189V188H60ZM76 189V188H75ZM180 189V187L178 188ZM187 189V188H186ZM189 189V187H188ZM64 190H68V189H64ZM63 190V191H64ZM70 190V189H69ZM139 190V189H138ZM145 190V191H144ZM175 190V189H174ZM177 190V189H176ZM17 191V190H16ZM58 191V190H56ZM45 192V191H44ZM175 192V191H174ZM178 193H180V191L178 190L177 191ZM182 192H185V190ZM185 192V193H186ZM47 192H45L44 194H46ZM66 193V192H65ZM69 193V192H68ZM70 193H71V190H70ZM69 193V194H70ZM43 194V193H42ZM58 194V193H57ZM64 194V193H63ZM179 195V194H177ZM181 195V194H180ZM5 196V195H4ZM48 196V195H47ZM49 197V196H48ZM181 197V196H180ZM3 198V197H2ZM31 198V197H30ZM47 198V197H46ZM45 198V199H46ZM6 199V198H5ZM33 199V198H32ZM62 200V199H61ZM55 201V199H54ZM53 201V202H54ZM63 201V200H62ZM6 202V201H5ZM40 202V201H39ZM23 204V203H22ZM39 204V203H38ZM163 205L164 208L161 209L160 208V205ZM182 204V202H181ZM34 205V204H33ZM27 206V205H26ZM8 207V206H7ZM17 208H21V207H17ZM28 210V209H26ZM24 211V210H23ZM19 212V211H18ZM27 212V211H26ZM24 213V212H23ZM19 214V213H18ZM28 215V213H26ZM30 214V213H29ZM23 215V214H22ZM25 216V215H24ZM30 216V215H29ZM26 218H29V217H26ZM31 218V217H30ZM29 218V220H30ZM32 220V219H31ZM33 221V220H32ZM32 221H29L30 223ZM26 221V223H29ZM132 223V225L130 224ZM31 225V224H30ZM28 224V226H30ZM23 226V225H22ZM27 226V224H26ZM27 226V227H28ZM114 228H119L120 226H125V228H121L119 230H117V232H114ZM119 226V227H118ZM21 227V226H20ZM23 230V229H22ZM27 230V229H26ZM23 233V232H22ZM19 235H22L20 232H19ZM190 235V236H191ZM198 235V234H196ZM204 235V234H203ZM20 237H23V236H20ZM24 238V237H23ZM198 243V242H197ZM5 243H3L4 245ZM195 246V245H194ZM2 247V246H0ZM4 247V246H3ZM210 247V246H209ZM207 246V248H209ZM5 248V247H4ZM197 248V247H196ZM2 250V248H0ZM199 249V247L197 248V250ZM0 250V251H1ZM200 250V249H199ZM4 251V250H2ZM205 251V249L203 250ZM209 251V250H207ZM205 252V253H208V252ZM204 253V252H203ZM4 255L3 252H0V258H2ZM1 260V259H0ZM2 263V262H1Z\"/></svg>",
  "mask_w": 264,
  "mask_h": 264
},
{
  "label": "water",
  "instance_id": "3",
  "mask_svg": "<svg viewBox=\"0 0 264 264\" xmlns=\"http://www.w3.org/2000/svg\"><path fill=\"white\" fill-rule=\"evenodd\" d=\"M67 3L71 9V12L81 30V33L83 35V38L91 52V55L93 56L95 63L101 73V76L109 90V92L111 93V96L124 120V123L133 139V142L155 184V187L157 189V191L159 192V195L162 199H164L165 201H168L169 203H172V207L174 210L178 211L181 214L180 217V222H179V226H178V230L176 233V239H175V245H174V249L171 253V255L169 256L166 264H177V262L179 261V259L181 258L187 243V233H188V225H189V220H190V212L191 210L197 205L199 204L206 196L207 191H208V182L209 179L211 177V175L213 174V172L215 171V169L217 168L220 160H221V156L223 153V149L225 147V145L227 144V141L229 139V128H228V124L226 119L223 117V115L216 110L215 108H213L205 99V97L202 95V93L200 91H198L197 89L185 84L163 61V59L161 58V56L157 53H155L154 51H152L147 42L145 41V39L139 35L138 33H136L135 31L129 29L128 27H126L123 22L121 21V19L119 18L118 12H117V5H116V0H109V8L111 11V15L113 17V20L117 26V28L119 29V31H121V33L123 35H125L128 39H130L132 42H134L139 49L143 52V54L145 56H147L149 59H151L166 75L167 77H169V79L181 90L185 91L186 93H189L190 95H192L193 97H195L197 99V101L199 102V104L202 106V108L209 113L210 115H212L219 123L220 128H221V134L220 137L215 145V151H214V155L213 158L211 159V161L208 163V165L205 168V171L201 177V181H200V185L198 188V191L188 197L185 201H182L181 197H169L168 195H166L163 191V189L161 188L153 170L151 167V164L149 163L147 156L145 155V152L141 146V143L139 142V139L131 125V122L123 108V105L121 104V101L115 91V88L109 78V75L107 74V71L105 70V67L99 57V54L97 53L95 46L93 45V42L87 32V30L85 29V26L83 25V22L73 4L72 0H67ZM33 4H37V5H42L43 6V0H33ZM36 13L40 14L37 19L35 20V22L37 23H42L43 24V8L42 7H38L37 10L35 11ZM41 27V26H40ZM42 26L39 30L42 31L43 30ZM21 83H20V87L21 88ZM25 97V93L23 91H19L17 94V98L19 99L18 103H17V107L18 108H25L29 105V103L24 100ZM181 201L183 202L181 204ZM160 208L163 209L164 206L161 204ZM113 227V226H112ZM115 227V226H114ZM113 227V228H114ZM121 228H125V226H120ZM119 228H114L116 230H114V232H117V230L120 229ZM126 229V228H125ZM32 236H33V232H32ZM35 248V247H34ZM165 248V247H164ZM164 248L160 249V250H152L149 249L145 246H140V247H135V246H129L126 248H119V249H111V248H96V249H91L86 251L85 253H83V261L81 262V264H98L96 262L92 261V258L94 255H99V254H109L111 256H115V257H130V256H135V255H139L141 253H144L146 255H151L152 257L156 258L163 250ZM223 259H229L232 260L234 262V264H242L241 259L239 254H237L236 252H227V253H223V255L221 256ZM35 261V260H34Z\"/></svg>",
  "mask_w": 264,
  "mask_h": 264
},
{
  "label": "trees",
  "instance_id": "4",
  "mask_svg": "<svg viewBox=\"0 0 264 264\" xmlns=\"http://www.w3.org/2000/svg\"><path fill=\"white\" fill-rule=\"evenodd\" d=\"M140 255L130 256V257H114L109 258V264H148L145 260L139 257ZM206 264H221L216 260H213Z\"/></svg>",
  "mask_w": 264,
  "mask_h": 264
},
{
  "label": "flooded vegetation",
  "instance_id": "5",
  "mask_svg": "<svg viewBox=\"0 0 264 264\" xmlns=\"http://www.w3.org/2000/svg\"><path fill=\"white\" fill-rule=\"evenodd\" d=\"M104 255H105V254H104ZM107 258H108V259H106V258H105V259L102 258V261H103L105 264H109V257H107ZM92 261H93V262H96L95 259H93V258H92ZM96 263H97V262H96Z\"/></svg>",
  "mask_w": 264,
  "mask_h": 264
}]
</instances>
